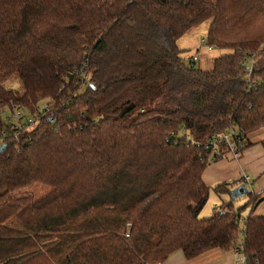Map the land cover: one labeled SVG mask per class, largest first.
<instances>
[{
  "label": "trees",
  "instance_id": "obj_1",
  "mask_svg": "<svg viewBox=\"0 0 264 264\" xmlns=\"http://www.w3.org/2000/svg\"><path fill=\"white\" fill-rule=\"evenodd\" d=\"M204 22L209 47L233 50L210 71L178 45ZM46 102L48 115L10 132L5 110ZM230 128L246 138L241 154L264 129V0H0V231L33 187L57 192L71 229L0 233V264L190 261L230 250L241 231L246 264H264V216L242 225L224 202L199 218L204 173L221 160L206 146Z\"/></svg>",
  "mask_w": 264,
  "mask_h": 264
},
{
  "label": "rangeland",
  "instance_id": "obj_2",
  "mask_svg": "<svg viewBox=\"0 0 264 264\" xmlns=\"http://www.w3.org/2000/svg\"><path fill=\"white\" fill-rule=\"evenodd\" d=\"M210 25L211 22H204L200 26L192 28L178 42L179 48L182 50V58L186 64L191 65L194 62L196 68L203 71L212 70L213 63L217 58L233 53L231 49L213 47L212 50H209L206 39ZM202 40L205 41L203 45L201 44ZM194 57H197V60L194 61ZM6 86L15 91H20V84L16 80L7 83ZM249 137L250 141L256 144L260 143L259 141H264V129ZM255 150H258V148ZM226 159L227 161L236 163V160L231 156ZM248 175L252 180L251 186L245 185L248 192L232 200L231 194H219L216 192L215 188L222 183L219 182L220 180H214L208 174H205L204 180L211 190L207 203L199 214V218L204 219L211 216L214 210L220 208L224 202H232L231 210L241 217L242 225L243 220L251 215L253 217L264 216V200L260 203L264 199V193L260 195L264 191V172L260 176L252 173ZM230 181L229 189L233 192L239 187L240 183L239 180H237V183L235 180ZM252 195H260L255 205V199ZM16 199L20 203L13 207L12 213H16L18 216L15 219H7V224L10 227H5V230L0 231L1 234L23 235L32 233L58 234L71 232L70 227L61 213L56 191L45 187H33L18 194Z\"/></svg>",
  "mask_w": 264,
  "mask_h": 264
},
{
  "label": "built area",
  "instance_id": "obj_3",
  "mask_svg": "<svg viewBox=\"0 0 264 264\" xmlns=\"http://www.w3.org/2000/svg\"><path fill=\"white\" fill-rule=\"evenodd\" d=\"M205 41H201L203 45ZM209 50H212L209 47ZM254 57L249 58L248 61L244 60V65L247 66L248 72V83L249 88L257 85V81L253 79V64ZM194 61L197 60V57H194ZM86 68L81 71L80 76H83V80L87 79V75L85 73ZM83 83H85L83 81ZM52 103L46 102L43 104H39L34 111L29 109H22L19 105H13L11 109H7L4 111L6 116H9L10 122V132H14L15 137L18 135L19 130H28L31 129L34 125H36L39 120L48 115L51 111ZM11 116V117H10ZM4 133V137H5ZM246 141L244 135L236 130V128H230L226 132L215 136L208 145L207 148H212L214 150V155L219 158H223L219 148L224 146L227 150V154L230 155L234 160H238L241 156L240 145ZM214 158V156H212ZM251 177L247 174H244L239 183L241 185H250L251 186ZM236 243L232 247V251L235 257V264H246L247 259L245 255V233L241 231L238 235L235 236Z\"/></svg>",
  "mask_w": 264,
  "mask_h": 264
},
{
  "label": "crops",
  "instance_id": "obj_4",
  "mask_svg": "<svg viewBox=\"0 0 264 264\" xmlns=\"http://www.w3.org/2000/svg\"><path fill=\"white\" fill-rule=\"evenodd\" d=\"M259 142L257 144L252 142L253 146L246 149L236 160V163L227 161L226 158L230 156L228 154L224 155L221 160L211 163L213 165L210 164L211 166L207 167L204 177L205 174H208L212 179L220 180L219 182L222 183H230V180H235L237 183V180H240L244 174L252 173L260 176L264 172V141ZM257 148L258 150H255ZM263 193L264 191L260 195ZM162 264H235V257L232 248L228 251L212 250L190 261L185 258L181 251H176Z\"/></svg>",
  "mask_w": 264,
  "mask_h": 264
},
{
  "label": "water",
  "instance_id": "obj_5",
  "mask_svg": "<svg viewBox=\"0 0 264 264\" xmlns=\"http://www.w3.org/2000/svg\"><path fill=\"white\" fill-rule=\"evenodd\" d=\"M194 66H195V65L192 63V64H191V67H194ZM49 121H50V122H53V121H54V118L51 117V118L49 119ZM6 147H7V144H3V145L1 146V150L3 151ZM247 192H248V191H247L246 186H245V185H241V186H239L236 190H234L233 192H231V199H232V200H235L237 197L242 196V195H245Z\"/></svg>",
  "mask_w": 264,
  "mask_h": 264
}]
</instances>
